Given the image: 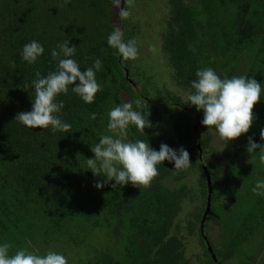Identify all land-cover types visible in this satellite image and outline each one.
<instances>
[{
  "label": "trees",
  "instance_id": "16d2710c",
  "mask_svg": "<svg viewBox=\"0 0 264 264\" xmlns=\"http://www.w3.org/2000/svg\"><path fill=\"white\" fill-rule=\"evenodd\" d=\"M175 3L177 10L164 22L160 34L169 76L167 80L156 79L161 84L167 81L183 93L184 99L167 86L163 110L173 117L176 133L183 139L180 147L189 152V168L195 167L194 162L199 165L202 187V167L211 179L217 167L211 169L210 162L200 163L204 161L208 141V136L196 137L202 126L203 110L186 104L187 96L195 92L191 83L197 79L198 70L210 67L221 79L247 76L261 84L253 124L228 148L237 151L238 157L239 153H244V158L262 154L260 149L250 154L246 146L249 137L264 145L260 139V130L264 128V0ZM117 22L123 25L113 0H0V245L12 244L9 255L28 249L39 255L55 251L64 255L68 264H188L180 255L182 237H176L174 230L169 233L182 194H172L158 182L161 175L168 173L167 160L157 165L159 174L150 187L141 189L131 183L113 189L114 180L97 188L95 184L106 178L87 169L86 160L94 158L91 146L103 135H113L107 128L112 108L140 99L141 110L151 113L150 122L156 113V107L138 96L123 76V70L129 71L133 61L123 60L116 49L108 46L107 37L116 29ZM245 38L248 41L243 42ZM130 39L123 33L125 42ZM33 40L43 46L44 53L35 64H29L21 53L23 46ZM65 40H69V46H76L71 58L82 72L95 59L102 61V69L96 73L102 90L91 104L72 92L75 84L69 86L67 94L56 97V102L64 104L56 115L71 125L70 132L53 133L51 126L28 128L15 121V116L32 110L31 82L35 73L47 76L56 70L58 62L52 59L51 50ZM235 57L240 59L239 64ZM255 60L260 66H254ZM161 65L165 68L164 63ZM154 66L152 77L158 75ZM24 82L30 85L28 90L22 89ZM146 93L142 91V96ZM133 108L136 109L134 103ZM91 113L97 114L95 119ZM148 131L146 127L142 135L130 125L127 139L143 140L158 151L160 136L152 141ZM225 170L229 172V168ZM239 174L236 179L242 183V192L250 196L244 207L229 190L226 178H221V186L211 189L206 217L227 219L235 212L240 223L228 231L220 230L217 250H206L205 236H197L203 249L202 264H215L208 253L222 254L228 264H252L243 251L245 242L257 235L264 217V196L252 192L257 181H264V172L259 171L256 177ZM217 196L229 205H220ZM236 203L238 208H234ZM242 212L249 215L240 217ZM185 227L191 233L190 222ZM100 230H105L107 236L94 241Z\"/></svg>",
  "mask_w": 264,
  "mask_h": 264
},
{
  "label": "clouds",
  "instance_id": "9594fccd",
  "mask_svg": "<svg viewBox=\"0 0 264 264\" xmlns=\"http://www.w3.org/2000/svg\"><path fill=\"white\" fill-rule=\"evenodd\" d=\"M113 4L119 9L121 20L130 17L134 0H125L124 7H120L121 0H113ZM107 43L125 61L138 58L136 40L125 42L118 27L107 37ZM75 51L76 46H69V40L58 43L51 50L52 59L58 62L56 70L47 76H41L39 71L35 73L36 78L31 82V87L34 88L32 110L17 113L15 121L31 129H48L51 126L53 133L71 131V125L56 115L64 107L63 101L56 102V97L62 93L67 94L69 86L75 84V87H71L72 92L85 103L91 104L97 92L102 90V85L96 79V73L102 69V61L95 59L92 66L86 67L82 72L80 65L71 58ZM150 51L155 53V46H150ZM43 53V46L33 40L23 46L21 56L27 63L35 64ZM196 77L191 83L195 92L187 96L186 104L194 105L197 111L203 110L201 124L208 129L214 127L219 139L226 144L247 133L255 119L254 106L261 99V84L255 78L247 76L221 79L210 67L198 70ZM77 80L79 83H76ZM29 87L27 82L22 84L24 90ZM133 103L136 109L133 108ZM142 108V101L137 99L109 111L107 128L113 135H103L98 143L91 146L94 158L86 160L87 169L96 176L106 178L102 182L98 181L95 187L102 188L114 180L115 183L111 185L113 189L129 183L139 189L147 188L159 174L157 165L165 160L174 162L177 172L191 166L189 152L183 146L175 150L161 143L157 151L143 140L128 141L130 125H134L142 135L145 134L146 127H152L148 119L151 113L142 111ZM96 115L91 113V118L95 119ZM260 139L264 141V128L260 130ZM246 148L250 154L260 149L262 154L259 160L264 164V145L255 143L249 137ZM252 192L264 196V181H257ZM11 248L10 243L0 245V264H68L67 258L55 251L39 255L28 249H20L9 255Z\"/></svg>",
  "mask_w": 264,
  "mask_h": 264
},
{
  "label": "rangeland",
  "instance_id": "374dc122",
  "mask_svg": "<svg viewBox=\"0 0 264 264\" xmlns=\"http://www.w3.org/2000/svg\"><path fill=\"white\" fill-rule=\"evenodd\" d=\"M123 4H125V0H122L121 7ZM176 6L175 0L172 2L170 0H134V6L130 9V17L123 20V25L117 22L115 27L119 28L120 25L123 33L127 34L129 39H135L137 42L138 58L132 60L133 66H130L131 69L129 71L123 70V76L131 83L134 92H137L138 96L146 101L147 104L156 107V113L152 115V127H148L151 140L154 141L160 136L158 146H160L161 143H165L172 149L178 150L183 139L176 133L172 121L173 117L171 118L168 114L169 112L163 110L165 106L164 102L167 100L163 94L165 90H168V86L169 90L174 91L182 99H184V96L180 89L168 84L167 81L161 84L158 83L156 79L159 77L160 80H167L169 76V69L162 54L160 34L164 28V22L171 19L172 12L176 9ZM133 25H135V27ZM242 41L248 40L245 38ZM150 46H155V53L150 51ZM238 55L239 54H237V56ZM240 57L241 56H238V58ZM238 58L235 57L234 59H236L235 61L239 64L240 59ZM257 62V60L253 62L255 67L260 66L259 62ZM162 63L165 64V68L161 65ZM154 65L157 66L155 70L158 75H153L152 77L151 70L155 67ZM142 91H147L145 97L142 96ZM173 107L176 108V106ZM190 121L195 127L196 123L192 118H190ZM196 132V137L200 139H202V136H208V141L204 146L206 147L204 161L200 160L201 165H203L204 162H210V165L213 166L211 169L217 167V169L214 170L216 174L213 179H211L210 174L208 175L210 188L212 189L213 187V189H215V187L221 186V178H226L227 183L230 185L229 190L234 193V197H237L241 202V206L244 207L246 202L250 199V196L242 192V183H238L236 175L242 173L244 176L256 177L259 171L264 172V164L259 160L261 154L254 158L248 155L246 156L247 158H244V153H239L238 157L237 151H232L228 148L229 143L233 140H230L226 144L219 139L216 129H208L207 126L202 125ZM193 159L195 161L196 158ZM168 163V173L161 175L158 182L162 187L169 190L170 193L182 194L179 201L180 207L175 217L172 218V222H170L169 233L174 230L177 232L176 237H182L180 241L181 244L183 242V245L181 248L182 251L180 250V255L188 264H202L200 261H204L203 249L198 242L197 236L199 234L205 236L204 244L206 250L211 251L213 248L217 250V248L220 247V232L235 228V226L240 223V219L235 212L230 213V217H227V219L225 218L226 220L216 215L206 217L207 213L204 214V204L206 202L207 187L205 182V186L201 187L199 184L200 174L202 173L198 168L199 165L194 162L195 167L192 169L188 168L187 170L177 172L174 169V162L168 161ZM226 168H229L228 173H226ZM211 197L214 206L215 195L213 194ZM215 199H218L219 203H221L220 205H223V207L229 205V202L224 198L221 199L220 196H217ZM261 200L262 199H258L259 202L264 201ZM238 207L239 205L236 203L234 208ZM241 214L240 217L249 215L243 212ZM203 216L204 218L202 219ZM262 219L257 229V235H254L250 241L247 240L245 242V250L243 251L246 252L247 261L249 258L252 259V264H264V217ZM186 222H190L191 224V233L186 230ZM106 236L107 233L105 230H100L96 233L94 241L96 239H104ZM208 254L209 258L215 264H228L222 254Z\"/></svg>",
  "mask_w": 264,
  "mask_h": 264
},
{
  "label": "water",
  "instance_id": "95a60500",
  "mask_svg": "<svg viewBox=\"0 0 264 264\" xmlns=\"http://www.w3.org/2000/svg\"><path fill=\"white\" fill-rule=\"evenodd\" d=\"M121 4H122V0H121ZM202 170H203L204 180H205L206 187H207V196H206V202H205V208H204V214H205V213H207L208 208H209V200H210L211 188H210V183H209V176H208L209 174H208V172H207V170L205 169L204 166H203ZM203 218H204V216L202 217V219Z\"/></svg>",
  "mask_w": 264,
  "mask_h": 264
}]
</instances>
